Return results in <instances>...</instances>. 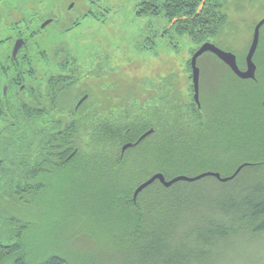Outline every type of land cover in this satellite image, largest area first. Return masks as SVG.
Listing matches in <instances>:
<instances>
[{
	"label": "trees",
	"instance_id": "16d2710c",
	"mask_svg": "<svg viewBox=\"0 0 264 264\" xmlns=\"http://www.w3.org/2000/svg\"><path fill=\"white\" fill-rule=\"evenodd\" d=\"M201 1L144 0L137 16L153 18L163 15L169 19L170 24L177 19L170 31L165 28L162 33L165 32L166 36L174 30L181 37L188 36L194 45L202 46L210 43L212 37L219 36L225 15L218 13L222 2L228 0H208L203 11L196 16ZM63 50H56L58 56H64ZM196 51L198 49L194 53ZM69 65L70 60L68 63L64 61L57 64V75L49 80L43 79V85L37 90L26 89L23 93L26 101L24 106L19 107L13 93L0 95V122L6 127L0 132V200L3 194L9 197V203H6L9 206L6 207V201L3 202L0 212L13 213L15 209L19 216V207L36 201L37 205L42 204L44 195H48V200L51 201L46 203L45 199L44 204H48L52 210L57 205L67 206L65 202L72 193L77 196V205L86 201L87 205H92L91 208L95 204L93 198L103 197L107 207L102 205L101 210L109 212L112 209L119 213L111 222L110 240L116 244V237L120 236V240L124 239L126 242L128 251L122 264H264V160L260 163L244 162L248 166L228 183L206 177L194 183L183 181L166 188L160 182H155L134 200L138 186L151 177L137 182V187L133 186L138 177L130 178V175L137 172L139 166H127L129 155L125 158L122 151H119L125 144L132 142L134 146L137 143L139 146L148 137L163 141L165 145L170 142L169 147L157 148L165 157L164 161L160 160V164L164 166H159L157 172L162 171L167 181L181 176L171 175L177 167L171 169V161L193 160L196 155L194 148L214 157L212 159L215 161L220 153L224 155L225 162H236L234 160L247 149L251 153L250 157L260 159L264 155L257 151V145L264 140L256 131L259 126H263H258L260 118L256 111L258 106L264 107L261 97L264 92L256 89L258 95L252 93L248 96L245 112L232 122L223 118L222 111H218L219 114L212 118L211 114H206L205 106L201 109L193 98V103L189 105L181 104L178 107L176 104L175 113L177 111L178 115L172 114L174 117H170L171 111H174L171 108L168 115L164 116L163 111L158 110L154 114L157 120H152L147 118V113L150 112L148 107L137 106L128 107L123 112H114V119L103 123L90 100L76 110L77 99L82 96H78L81 92L79 85L87 77L81 71L75 72L71 68L68 70ZM31 69L32 66L29 69L20 67L8 71L0 70V80L4 82L10 76L20 73L23 80L28 77L29 82L39 81L35 77L37 71H30ZM66 92L70 95L67 107L64 106L67 101L62 98ZM43 96H46L45 101L38 104V99ZM48 104L53 106L52 110H40ZM152 105L149 106L151 109ZM161 117L167 118L168 123L163 122L165 119ZM243 127L249 129L247 135L250 133L249 138L253 139H249V142L242 140L243 146L238 152L235 149L238 140H226L237 138L240 135L237 132L243 131ZM143 130L154 132L138 142L146 134L139 137ZM45 131L50 136L44 140L41 138ZM214 137L220 145H217ZM230 143L234 145V150ZM31 149L33 153H30ZM216 150L220 151L218 155ZM25 151L29 159H25ZM74 151L75 154L69 155ZM36 154L49 157L35 158ZM145 167L142 164L140 170ZM146 168L151 169V166ZM234 174L235 171L228 176H221L228 178ZM49 182L50 189L54 187L58 192L56 195L51 193L55 189L50 191L47 188ZM121 186L123 187L120 188ZM131 186L137 189L129 196L132 193ZM141 200H145V207L140 205ZM43 205L42 210L45 208ZM186 217L189 218L187 220L194 239L192 247L185 249L174 245L171 239L177 230L185 229L179 225V219ZM19 225L17 226L15 219L14 226L17 228L14 236L18 240L15 244L0 243V264H31L26 261L27 243L26 237H22L26 228ZM39 264L67 262L59 255H51Z\"/></svg>",
	"mask_w": 264,
	"mask_h": 264
},
{
	"label": "rangeland",
	"instance_id": "374dc122",
	"mask_svg": "<svg viewBox=\"0 0 264 264\" xmlns=\"http://www.w3.org/2000/svg\"><path fill=\"white\" fill-rule=\"evenodd\" d=\"M93 1H96L94 11L97 12V20L102 22L84 19V15L91 11L87 8L91 2L93 4ZM143 1L144 0H58L56 9L54 5L56 1L48 0L46 3L48 16L51 11H53L51 17L59 20L58 26H55V28H60L58 30L59 35L63 36V34H65L64 40H69L68 37H72V41L66 42L71 49L66 50L65 47V58L74 57V55L77 54L80 59L75 60L80 63L81 66L83 64L82 67L85 66L86 56L92 57L98 52L108 56L110 55L113 59L110 66L112 70L109 73H104L103 71L99 73L87 71V73L85 68H83V75L87 78L85 80L83 79L82 83H80L79 89L81 92L78 93V96L83 95L82 97H84L85 94L88 95L87 101L90 100L93 103L98 115L101 114L98 106L99 102L103 105L102 111L105 115H112L116 107H118L116 109L117 112L126 111L128 107L138 106L142 108L145 98L144 90H146L145 80H170L169 83L171 87L168 93L169 97L165 104V107L174 110L171 111L170 117H174L172 114L175 113V109L177 108L176 104H178L179 107L181 104L189 105L193 103L194 84L192 83L190 60L194 51L199 49L201 45H194L188 36L181 37L177 35L174 30L169 32L162 40L159 38L152 40L154 35L162 33L165 28L169 27L170 23L169 19L163 15L153 18L150 16L138 18L137 14L141 9L140 5ZM20 2V4L23 3L22 1ZM222 3V7L218 14L225 15L224 24L222 25L224 29L221 28L219 36L216 35L209 41L222 48L224 46L222 32L224 30L231 32L230 48L233 47L232 49H234L233 51L237 56L238 64L243 70L245 69V55L248 53L253 42L256 24L264 19V2L263 0H228ZM19 19L20 16H17L15 21ZM76 21H79L77 22L78 24L75 23ZM55 28L53 25L48 30L50 39H46L44 41L45 43L52 44V42L57 41L54 39L55 34H53ZM263 32L261 30V35H264ZM37 38L32 42L33 46L34 44H41L42 39L36 40ZM1 43L5 44L0 45V61L3 59L4 50L7 48V45H9L8 38ZM159 43H162V48L155 50ZM227 46L228 45L224 47L228 48ZM148 48H150V50H148ZM145 50L148 51L145 52ZM37 53H39V51ZM198 61V68L201 72L199 102L201 109L205 106L206 114H211L212 118H215L217 113L219 114L218 111H222L224 119L230 122H232L233 119L236 121L238 115L245 112V105L249 102L248 96L252 95V93L255 96L258 95L257 91L264 92V37L259 44L255 59L259 66V71L257 73L259 82H257V84L254 82L243 83L238 81V78L232 73H228L229 71H226L228 68L224 66L223 62L217 60L212 53L203 54ZM34 68L37 70L36 77L38 79L42 80L45 78L46 71L43 66L37 65ZM55 69L56 68L53 67L52 71ZM47 72L50 73L49 68ZM55 72H57V69ZM0 81V84H2L3 81ZM261 97L264 100V94ZM115 98H117L118 101ZM257 99L258 97L255 100ZM150 105L145 107H148L151 112L147 113V118L157 120L154 114H156L158 110L163 111L165 107L156 103L151 106V109L149 107ZM149 109L147 110L149 111ZM256 113L260 118L258 126H263H259L256 132L260 138L264 140V107L258 106ZM165 114L168 115V112ZM175 115H178L177 111ZM140 116L142 119L145 118V120H147L143 115ZM167 118H162L165 119L163 122L168 123ZM216 120L217 119H215V121ZM147 122H149V120H147ZM243 129V131L237 132L240 134L237 138L226 140H238L235 147L238 152L242 149V140H247L249 142V139L251 141L253 139L249 138L250 133H248L249 136L247 135L249 129L247 127H243ZM188 131L187 129L186 132ZM144 133H146L145 130L141 132L139 137ZM204 136L205 134L203 137ZM203 137L201 139H203ZM213 139L217 142V145H220L217 138L214 137ZM206 140L207 139H205V141ZM209 142L210 141H208V143ZM137 144L135 145L136 147L134 146L135 148L127 149L128 151L126 150V154L124 153L125 158L127 154L130 157L127 166L131 168H137V166H139L138 171L130 175V178L131 176L138 177L136 180L131 179L134 180L132 185L135 187H137V182H140L144 178H150L158 173L164 175L162 171L157 172L159 166H164L160 164V160H165V157L162 153L158 152L157 148L169 147L170 142L168 145H165L163 141L153 140L148 137L143 144L139 146ZM230 144L233 146L232 150H234V145L232 143ZM257 149L259 153L264 155V142H258ZM129 150L132 151L130 152ZM193 150L196 153L193 160L171 161L173 162L171 163V169L177 166L175 170L171 172L172 176L176 177L177 174H180L181 176L185 175L194 178L205 172H218L223 176H228L230 172L235 171L236 173L238 168L244 165V162L253 161L255 163H260L264 160V157L260 159L250 157L251 153H248L249 149L243 150L242 154L238 156L239 158L237 157L236 160H234L236 162H231L229 160L225 162L224 155H220V153L218 155V152H220L218 150H216L218 155L216 161L212 159L214 157L206 153H201L198 148H194ZM119 151H122V147ZM227 155L230 156V153ZM142 159L144 160L141 161ZM142 164H145L146 167L148 165L151 166V169L147 170L145 167L140 170ZM166 167L168 166L166 165ZM127 172L129 173V170H127ZM124 176L127 177V175ZM50 184L51 182L47 185L49 189ZM133 186H131L130 190L132 193L129 196L133 195L134 191L137 189L133 188ZM122 187L123 186L120 188ZM53 189L55 188H51L50 191ZM70 189L71 188H69V190ZM51 193L56 195L58 192L55 189ZM76 197L77 196H73L72 193L65 202L67 206L57 205L53 210L49 208L48 204H44L45 199L47 201L46 203H51V201L48 200V195H44L42 197V202L44 203L42 204L38 203L39 205H37L36 201L34 203H28L27 206L19 207L18 211L21 212L19 216L17 212H15V209L13 213L9 211L4 213L0 212V243L12 245L18 241L14 238V231L17 228L14 226L16 219L17 226L20 222L21 225L19 226L26 228L22 233V237H26V261H29L31 264L42 263L50 258L51 255H59L65 259L67 264H122L128 251L126 242L124 239L120 240V236L116 237V244H113L110 240L112 237V234H110L112 231L111 222L119 213H115L112 209L109 212H103L101 210L102 205L107 207L105 201H103V197L93 198V203L95 204L92 208V205H87L86 201H83L84 204L82 203V205H77V202H75L77 199ZM143 201L145 200L140 201V205L145 207L146 204L145 202L143 203ZM3 202H5V204L9 203L8 195L6 196L3 194L0 205H2ZM42 205L45 206L44 210L41 209ZM8 206L9 205L6 204V207ZM88 207H90V209ZM28 218L30 219L28 220ZM26 219L28 222L25 223ZM187 219L189 218L179 219V225L185 229L177 230L176 235L171 239L172 243L179 248L184 247L186 249L193 245L192 241L194 238L191 234V228H189L190 224Z\"/></svg>",
	"mask_w": 264,
	"mask_h": 264
},
{
	"label": "flooded vegetation",
	"instance_id": "af4514ba",
	"mask_svg": "<svg viewBox=\"0 0 264 264\" xmlns=\"http://www.w3.org/2000/svg\"><path fill=\"white\" fill-rule=\"evenodd\" d=\"M22 1L23 3L20 4ZM48 0H0V45H3L5 43H1L3 41H6L8 38L9 41V45H7V48L4 50V56L3 59L0 61V70L2 71H8L11 69H19L20 67H30L32 66V69L30 71H37L34 67H36L37 65L39 66H43L44 70L46 71L45 73V80H49V78H52L53 76L57 75V72H55V70L57 69L56 65L59 63H63L64 61H66L68 63V60L70 59V63L71 65H69L68 70H72V71H81V73L83 74V68H85L86 72H91L93 71V73L95 72H100L103 71L104 73H109L112 68L110 67L112 64L113 59L111 58V56L109 55H105L102 54L100 52L95 53L92 57L86 56V63L85 66H81L80 63H78L75 59L79 60L80 57L76 54L74 55V57H70L69 59L65 58L64 56H58V51H56L57 49H71V47L66 44V42L72 41V37L68 39L69 40H64L65 38V34H63V36H60L58 33V30L60 29L59 27L55 28V26H58V19H54L51 17V15L53 14V11H51L50 15L48 16V12L46 11V3ZM56 1L54 3L55 5V9L57 7L58 4V0H54ZM96 2V1H95ZM95 2L93 1L89 4L88 6V13H86V15H84V19L87 20H91L94 22H102L100 20H97V12L94 11V8L96 6ZM264 2V0H263ZM15 11V12H14ZM17 16H20V19L15 21V19L17 18ZM264 20V19H263ZM262 20V21H263ZM260 21V22H262ZM79 21H76L75 23H77ZM259 22V23H260ZM256 24L255 29L257 28V26L259 25ZM19 24V25H18ZM78 24V23H77ZM80 24V23H79ZM23 25V26H21ZM54 25V30H53V34H55V40L51 43H45L44 41L46 39H50L49 34H48V30ZM263 28L264 25L261 27L260 32H259V36H260V40H259V44L262 40V38L264 37V35H261V30L263 32ZM224 29V28H223ZM64 31V30H62ZM255 32V31H254ZM66 33V32H65ZM264 33V32H263ZM231 32H227V31H223L222 32V41H223V45L226 46L220 49L225 50L226 52H230L232 54H234L236 56V54L234 53V49L230 48L231 47ZM165 36V32L164 33H160L158 35H154L153 39L159 38L162 40V38ZM39 37V38H37ZM37 38L38 39H42L41 44H34V46L32 45V42L34 41V39ZM254 38V37H253ZM21 40L22 41V45L20 47V49L18 50V53L14 56V50H15V46L16 44H18V41ZM53 41V40H52ZM259 44H258V49H259ZM162 48V43H159L158 47L155 48V50H159ZM251 48V47H250ZM227 49V50H226ZM257 49V52H258ZM148 50H150V48H148ZM148 50H145L148 51ZM250 50V49H249ZM39 51V53H37ZM233 51V52H232ZM256 52V54H257ZM64 53V50H63ZM249 53V51H248ZM248 53L245 55V69H241L239 64L238 67L241 71L245 72L246 68H247V55ZM158 54V53H156ZM256 54L254 56V64L256 66V76L254 80H242L241 78H239L233 71H231V69L228 67L227 64H224V66H226V68H228V70H226L228 73H232L233 75H235L236 78H238L237 80L243 83L246 82H254L257 84L258 78H257V73H258V63L255 61L256 59ZM84 59V58H83ZM237 59V56H236ZM237 63H238V59H237ZM50 73L47 72L48 68ZM56 68L55 70L52 71V68ZM90 70V71H89ZM87 72V73H88ZM86 73V74H87ZM191 73H192V68H191ZM193 74V73H192ZM229 75V74H228ZM36 77V76H35ZM37 78V77H36ZM39 80V81H31L29 82V78L26 77L23 78L20 76V73H17L16 76H10L7 80H5L2 84H0V95L3 94L4 95H10L11 93H13L14 98H15V102L17 104H19V107L24 106L26 103V101L24 100V96L23 93L25 92L26 89H35L37 90L39 87H41L43 85V81L44 80ZM165 80V81H164ZM170 80L168 79V81H166V79H157L155 81H149V80H145V89L144 90V106L147 105H152V104H156V103H162L160 104L161 106L167 103V99H168V93L170 90ZM37 83V84H36ZM200 84V81H199ZM2 86V87H1ZM201 86V84H200ZM45 88V87H43ZM201 89L199 90L200 93ZM193 95H194V86H193ZM83 96V95H82ZM80 97L77 100L76 103V110H78V107H81L86 101H84L83 103H81L82 98H88V95H84V97ZM195 96V95H194ZM40 97V95H39ZM64 100L67 101L66 105H64L65 107H67L69 105L70 102L69 101V94L66 92V94H64V96L62 97ZM46 96H43L41 98L38 99V104L43 103V101H45ZM117 101L118 99L115 98ZM2 100V99H1ZM264 103V101H263ZM141 104V101H140ZM1 105V104H0ZM99 109L101 111V114L99 115L100 122L106 123L105 121H112L115 117L114 113H112V115H105L103 114L102 111V103L99 102L98 103ZM32 108H34L32 106ZM53 106L48 104L47 107H44L43 109H40L41 111L47 110L50 111L52 110ZM118 107L115 108V113L117 112L116 109ZM162 108V107H161ZM167 107H165L163 109V116L166 115L165 113L168 112ZM39 110V108H38ZM113 111V110H112ZM151 113V112H150ZM70 123V122H69ZM51 124H54L53 122H51ZM4 129H6L5 126H3V122H0V132L4 131ZM35 136V134H33ZM37 135V133H36ZM40 137V133L38 134ZM49 135L48 132L45 131V133L43 134V137L41 139H46ZM37 138V137H36ZM39 143H42L40 139ZM135 148V147H134ZM129 149H133V148H129ZM27 150V149H26ZM39 152H41V149H39ZM25 153V159H29L28 158V154ZM30 153H33V150H30ZM76 151L72 152L69 155H73L75 154ZM87 154V153H85ZM46 157H49L48 155H46ZM46 157H40V155L36 154L35 158H46ZM31 159H34L33 157H31ZM15 238V236H14ZM15 244V243H14Z\"/></svg>",
	"mask_w": 264,
	"mask_h": 264
},
{
	"label": "water",
	"instance_id": "95a60500",
	"mask_svg": "<svg viewBox=\"0 0 264 264\" xmlns=\"http://www.w3.org/2000/svg\"><path fill=\"white\" fill-rule=\"evenodd\" d=\"M208 2V0H202L201 1V5L199 6V8L197 9V13L196 16H198L203 9L205 8V6L207 5L206 3ZM186 20V18H185ZM177 22V19H175L173 21V23L168 27V31H170L172 29V27L175 25V23ZM264 25V20L262 22L259 23V25L257 26V28L255 29V33H254V39L253 42L251 44V48L249 50V53L246 57L247 59V68L245 70V72L241 71L238 67V63H237V59L236 56L230 52H226L223 49L218 48L215 44L213 43H205L203 44L198 51L195 52V54L192 56L191 58V68H192V82L194 84V99L195 102L197 103V105L199 107L200 106V102H199V90H200V70L198 68V59L206 53H212L218 60H220L221 62H224L225 64L228 65V67L231 69V71H233L239 78H241L242 80H254L255 76H256V66L254 64V56L257 52L258 49V44H259V40H260V36H259V32L261 27ZM22 45V41L19 40L18 44H16V48L14 50V56L18 53V50L20 49ZM87 98H84L81 103H83L84 101H86ZM154 131L153 130H149L148 132H146V134H144L139 140L138 142L143 141L144 139H146L148 136H150ZM134 147V145L132 143L129 144H125L124 147L122 148V155H124L125 151L129 148ZM248 164H244L242 166H240L238 168V170L236 171V173L228 178H222L220 173H213V172H205L201 175L195 176L194 178H190L187 177L185 175L176 177L171 179L170 181L166 180V177L160 173V174H155L153 175V177H151L148 181L142 183L141 185L138 186V189L135 191L134 194V200H137L136 198L138 197V195L143 192L145 189H147V187H149V185L154 184L155 182H160L164 187L166 188H171L172 185L180 183V182H188V183H194L197 181H201L203 179H205L206 177H213V178H217L220 182L222 183H228V181L235 179L240 171L244 168L247 167Z\"/></svg>",
	"mask_w": 264,
	"mask_h": 264
}]
</instances>
